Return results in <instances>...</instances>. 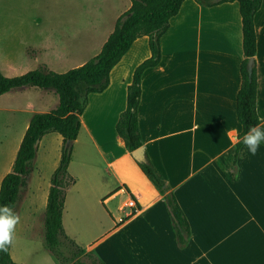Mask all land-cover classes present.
Listing matches in <instances>:
<instances>
[{
    "label": "crops",
    "instance_id": "0c3cea01",
    "mask_svg": "<svg viewBox=\"0 0 264 264\" xmlns=\"http://www.w3.org/2000/svg\"><path fill=\"white\" fill-rule=\"evenodd\" d=\"M128 6L129 0H64L55 13H65L66 36L35 43L34 50L27 52L18 45L17 60L41 62L56 72L79 65L99 50L114 19ZM252 22L254 111L259 123L264 122V0H259ZM158 46V62L139 77L138 148L149 157L187 220L185 243L176 244L161 194L114 130L132 69L149 54L145 35L135 37L108 70L107 85L87 94L66 165L62 231L80 248V255L94 258L91 264H98L97 260L103 264H234L238 254L245 261L246 253H255L257 264H264V142L253 156L242 143L235 147L230 139L239 132L234 96L242 53L236 2L205 6L182 0L159 35ZM17 91L33 95L40 105L22 108L28 114L21 117L13 156L29 115L56 103L49 90ZM50 142L57 152L46 158L50 167L43 176L34 157L37 151L47 153ZM60 142L54 131L37 138L23 175L25 200L21 198L16 211L21 220L15 235L20 242H29L36 234L39 244H12L9 257L19 264H56L43 241L42 214ZM38 179L40 183H28ZM127 197L136 209L117 222L115 216L126 209L122 204Z\"/></svg>",
    "mask_w": 264,
    "mask_h": 264
},
{
    "label": "trees",
    "instance_id": "16d2710c",
    "mask_svg": "<svg viewBox=\"0 0 264 264\" xmlns=\"http://www.w3.org/2000/svg\"><path fill=\"white\" fill-rule=\"evenodd\" d=\"M182 0H129V6L113 22L111 31L99 50L81 64L56 72L39 64L22 73L6 76L0 73V94L27 87L51 91L56 103L47 111L32 112L20 137L9 170L0 178V206H14L18 188L23 184V175L28 171L35 151L34 140L42 134L54 131L60 135L58 160L48 176V188L42 214L43 241L48 250L63 264L78 263L80 248L66 236L61 227L60 212L64 185L68 181L66 165L71 142L79 128V114L86 103L87 94L101 91L108 82V70L116 63L130 42L145 35L148 56L139 61L131 72L125 87V104L114 123V130L130 153L140 146L136 125V104L139 95L140 73L159 60L158 37L168 26ZM209 6L225 1H235L239 16L242 58L238 65L239 85L234 96L235 117L240 137L248 127L257 124L254 111L255 76L253 67L254 31L252 17L259 0H194ZM239 143H235L237 147ZM144 176L161 194L169 215L171 228L177 245L185 243L189 235L187 220L172 192L167 189L160 174L153 168L149 157L142 152L134 159ZM98 264H103L97 260ZM0 264H19L7 252H0Z\"/></svg>",
    "mask_w": 264,
    "mask_h": 264
},
{
    "label": "rangeland",
    "instance_id": "374dc122",
    "mask_svg": "<svg viewBox=\"0 0 264 264\" xmlns=\"http://www.w3.org/2000/svg\"><path fill=\"white\" fill-rule=\"evenodd\" d=\"M64 5V0H0V73L6 76L16 75L28 69L42 64L41 62H27L17 60L19 55L18 45L24 52L33 49V44L42 42H54L63 39L68 33L65 28V13H55V9ZM7 26V27H6ZM20 50V49H19ZM34 50V49H33ZM13 58V61H5L3 59ZM68 65L70 62H62ZM50 92V91H49ZM53 94V93H52ZM40 105V102L33 95L26 91H8L0 94V172L9 166L12 156L13 147L15 145L14 137L19 130L22 115H27L30 106ZM56 146L54 142H50L47 153L37 151L34 157L40 169V174L48 175L50 162L46 158L52 159ZM52 163V160H51ZM39 174V175H40ZM28 180V178H27ZM40 183V180H29L28 183ZM27 183V185H28ZM24 185L18 188L17 197L14 205V211H18L21 198L24 201ZM30 191V188H29ZM36 234L29 238V242L25 240L20 242L15 235L14 243L20 246L38 245ZM13 243V245H14ZM234 264H257V255L255 253L238 254ZM247 255V259L245 256ZM92 258L84 255L77 256L78 263L91 264ZM56 264H60V260L55 257ZM247 260V261H246ZM70 262V261H66ZM65 263V262H64ZM63 263V264H64ZM95 263V262H94ZM69 264H73L72 262Z\"/></svg>",
    "mask_w": 264,
    "mask_h": 264
},
{
    "label": "clouds",
    "instance_id": "9594fccd",
    "mask_svg": "<svg viewBox=\"0 0 264 264\" xmlns=\"http://www.w3.org/2000/svg\"><path fill=\"white\" fill-rule=\"evenodd\" d=\"M234 143H242L251 155H256L264 142V122L250 125L241 138L237 132L230 137ZM21 217L10 205L0 206V252H7L14 243L16 226Z\"/></svg>",
    "mask_w": 264,
    "mask_h": 264
},
{
    "label": "built area",
    "instance_id": "2783aa9c",
    "mask_svg": "<svg viewBox=\"0 0 264 264\" xmlns=\"http://www.w3.org/2000/svg\"><path fill=\"white\" fill-rule=\"evenodd\" d=\"M122 206L126 207L122 213H119L115 216V221L120 222L127 216H130L136 209L135 203L131 197H127L126 202L122 204Z\"/></svg>",
    "mask_w": 264,
    "mask_h": 264
},
{
    "label": "water",
    "instance_id": "95a60500",
    "mask_svg": "<svg viewBox=\"0 0 264 264\" xmlns=\"http://www.w3.org/2000/svg\"><path fill=\"white\" fill-rule=\"evenodd\" d=\"M36 140H37V138L34 140V143L36 142ZM130 153L133 156V158H135V159H140V157H141L140 148H138V147L133 149Z\"/></svg>",
    "mask_w": 264,
    "mask_h": 264
}]
</instances>
